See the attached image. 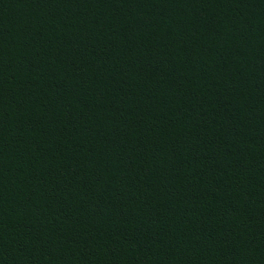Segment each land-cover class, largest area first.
I'll use <instances>...</instances> for the list:
<instances>
[{
	"label": "trees",
	"instance_id": "16d2710c",
	"mask_svg": "<svg viewBox=\"0 0 264 264\" xmlns=\"http://www.w3.org/2000/svg\"><path fill=\"white\" fill-rule=\"evenodd\" d=\"M0 264H264V0H0Z\"/></svg>",
	"mask_w": 264,
	"mask_h": 264
}]
</instances>
